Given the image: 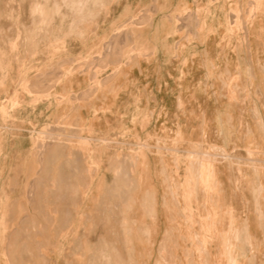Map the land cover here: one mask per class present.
Instances as JSON below:
<instances>
[{"label": "crops", "instance_id": "obj_1", "mask_svg": "<svg viewBox=\"0 0 264 264\" xmlns=\"http://www.w3.org/2000/svg\"><path fill=\"white\" fill-rule=\"evenodd\" d=\"M95 8L55 20L51 55L26 63L22 129L1 140L0 207L33 211L13 231L0 223V264H264V0ZM113 31L107 69L69 72ZM44 127L74 146L38 154L28 134ZM91 138L145 149L116 174L96 151L88 169ZM91 220L101 227L88 235Z\"/></svg>", "mask_w": 264, "mask_h": 264}, {"label": "rangeland", "instance_id": "obj_2", "mask_svg": "<svg viewBox=\"0 0 264 264\" xmlns=\"http://www.w3.org/2000/svg\"><path fill=\"white\" fill-rule=\"evenodd\" d=\"M95 7H99L104 15H109L114 12V0H0V152L2 137L8 134L14 138L22 129L19 112L23 110L19 98L23 93L31 95L30 73L33 71L32 66L26 63L30 60L36 61L40 57L45 60L53 51V45L47 43L48 33L44 30L55 20L61 22L64 14L69 10L72 12L76 10L75 12L78 13V10L86 9L89 16L94 14L91 10L96 9ZM88 22L93 21L88 17ZM103 41L101 47L95 48V57H88L84 63L78 64L69 72L81 71L95 77L102 70L107 69L110 65L109 57L114 54V31ZM56 51H60L59 47H56ZM60 70L64 71V67L61 66ZM42 78L45 79V76ZM36 83L37 81H35V94L37 93ZM42 99H47V96ZM30 110L31 104L27 106L26 115H30ZM41 130L32 129V132L28 134L32 136L34 151L38 154L51 151L52 142H71L70 146H74L72 139L68 142L62 134H54L51 127H44ZM81 146L85 147L88 154V169L100 166L89 157L92 153L101 151L104 155V166L115 167V174L118 163L122 166L129 165L130 168L136 167L140 162L136 157L142 155L145 149L143 144H138L136 147L121 144L117 147L113 138H91ZM17 147V145H9L8 150L14 151ZM118 150H127L132 156L129 159L126 157L119 159L121 155L117 152ZM135 150L138 153L134 152ZM94 178L96 177L88 176L89 181ZM2 199L6 200V197L3 196ZM31 211H33L31 208L0 207V223L5 230L13 231L15 224L31 216ZM92 220L87 223L88 235L101 227L99 223H94ZM126 227V224L122 225V230L126 231ZM116 230L117 225L114 224V232Z\"/></svg>", "mask_w": 264, "mask_h": 264}, {"label": "bare ground", "instance_id": "obj_3", "mask_svg": "<svg viewBox=\"0 0 264 264\" xmlns=\"http://www.w3.org/2000/svg\"><path fill=\"white\" fill-rule=\"evenodd\" d=\"M115 160V159H114ZM122 162H123V160H122ZM132 165V164H131ZM121 167V166H120ZM121 171V170H120ZM125 174V173H124ZM127 174V173H126ZM122 175V174H121ZM120 175V176H121ZM78 177H79V175H78ZM127 177V176H126ZM128 178V177H127ZM124 181H126V180H124ZM127 181H129V180H127ZM62 185V184H61ZM64 187V186H63ZM114 187V186H113ZM120 195V194H119ZM55 201V200H54ZM129 202V201H128ZM118 203V202H117ZM119 204V203H118ZM148 213V212H147ZM44 221V220H43ZM61 227V226H60ZM39 247V246H38ZM94 248V247H93ZM109 248H110V246H109ZM96 251V250H95ZM93 256V255H92ZM81 257V256H80ZM45 259H46V257H45ZM94 259H92V261H93Z\"/></svg>", "mask_w": 264, "mask_h": 264}]
</instances>
